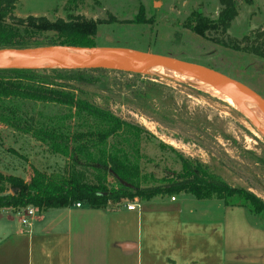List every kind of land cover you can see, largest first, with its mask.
Segmentation results:
<instances>
[{
    "label": "rangeland",
    "instance_id": "374dc122",
    "mask_svg": "<svg viewBox=\"0 0 264 264\" xmlns=\"http://www.w3.org/2000/svg\"><path fill=\"white\" fill-rule=\"evenodd\" d=\"M234 1L238 15L231 27L203 36L186 25L195 15L218 20L224 7L221 0H20L15 15L46 17L52 22L77 17L103 21L98 26L97 48L135 50L202 65L243 83L264 98V59L250 50L259 39L264 42V36L258 38L264 35V0ZM142 7L147 23L140 24L136 17ZM93 74L101 79L99 85H76L80 95L149 132L140 149L142 186L152 187L178 177L185 172L186 161L193 171L199 168L264 202V135L248 113L192 83L120 69ZM39 110L47 113L36 107L32 114ZM67 167V160L51 154L46 145L0 125V172L29 182L34 169L51 175L64 173ZM117 186L110 176L109 190ZM4 190L14 193L10 187ZM185 197L197 201L180 194L176 205L184 204ZM255 217L252 214L251 219L258 220Z\"/></svg>",
    "mask_w": 264,
    "mask_h": 264
},
{
    "label": "trees",
    "instance_id": "16d2710c",
    "mask_svg": "<svg viewBox=\"0 0 264 264\" xmlns=\"http://www.w3.org/2000/svg\"><path fill=\"white\" fill-rule=\"evenodd\" d=\"M19 1L0 0V49L97 48L98 26L105 22L82 17L54 22L46 17L20 18L15 15ZM221 2L224 7L218 20L195 15L188 21L187 29L200 36L219 29L226 32L238 12L234 0ZM136 22L147 23L143 7ZM259 41L250 50L264 59V42ZM103 71L0 70V125L31 136L46 145L51 154L68 162L64 173L49 175L34 169L29 182L0 172V210H46L77 203L101 209L135 199L146 202L156 197L188 194L197 200H223L227 206L247 208L264 219V202L257 196L232 188L199 168L193 171L186 161L185 172L178 177L152 187L142 186L140 149L149 132L83 98L76 86L99 85L101 79L93 73ZM36 107L47 113L39 110L33 115ZM57 109L62 112L56 113ZM110 176L117 181V189L109 190ZM5 187L14 193H5Z\"/></svg>",
    "mask_w": 264,
    "mask_h": 264
},
{
    "label": "crops",
    "instance_id": "0c3cea01",
    "mask_svg": "<svg viewBox=\"0 0 264 264\" xmlns=\"http://www.w3.org/2000/svg\"><path fill=\"white\" fill-rule=\"evenodd\" d=\"M175 198L135 199L137 211L131 202L37 209L27 227L24 209H1L0 264H264L260 217L223 200Z\"/></svg>",
    "mask_w": 264,
    "mask_h": 264
},
{
    "label": "water",
    "instance_id": "95a60500",
    "mask_svg": "<svg viewBox=\"0 0 264 264\" xmlns=\"http://www.w3.org/2000/svg\"><path fill=\"white\" fill-rule=\"evenodd\" d=\"M99 48L44 47L0 49V70H124L161 80L176 81V77L189 71L202 81L218 88L230 97L241 110L248 113L252 107L245 101L252 100L254 108L264 113V98L243 83L214 69L135 50H112L99 53ZM143 64L150 65L147 68ZM153 68L159 69L155 70ZM250 119L251 117L247 115Z\"/></svg>",
    "mask_w": 264,
    "mask_h": 264
},
{
    "label": "bare ground",
    "instance_id": "6f19581e",
    "mask_svg": "<svg viewBox=\"0 0 264 264\" xmlns=\"http://www.w3.org/2000/svg\"><path fill=\"white\" fill-rule=\"evenodd\" d=\"M98 51L99 53H103V54H108L112 52L111 49H103V48H99ZM143 66L147 68H152L150 65H147V64H143ZM153 69L159 70L156 68H153ZM176 78H177L176 81L178 82L188 83V84L192 83L202 88L205 93H208L209 95L213 97H216L221 100H228L233 105V107H235L237 110H241L240 107L230 97H228L225 93H223L218 88L202 81L194 72L189 71L185 74L178 75ZM245 101L252 107V111L248 112V114L251 117L254 125H256L257 130L259 131L260 135L263 136L264 135V113L254 108L252 100H250L249 98H246Z\"/></svg>",
    "mask_w": 264,
    "mask_h": 264
},
{
    "label": "built area",
    "instance_id": "2783aa9c",
    "mask_svg": "<svg viewBox=\"0 0 264 264\" xmlns=\"http://www.w3.org/2000/svg\"><path fill=\"white\" fill-rule=\"evenodd\" d=\"M176 198L172 197V201H175ZM76 207H81L82 203H77L75 205ZM127 210L128 211H137V203L136 201H133L127 205ZM24 212L22 213V218H21V223L23 226H29L31 221L37 216V209L36 208H27L23 210Z\"/></svg>",
    "mask_w": 264,
    "mask_h": 264
}]
</instances>
